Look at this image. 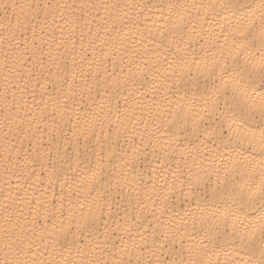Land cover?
<instances>
[{
    "label": "snow or ice",
    "instance_id": "obj_1",
    "mask_svg": "<svg viewBox=\"0 0 264 264\" xmlns=\"http://www.w3.org/2000/svg\"><path fill=\"white\" fill-rule=\"evenodd\" d=\"M0 264H264V0H0Z\"/></svg>",
    "mask_w": 264,
    "mask_h": 264
}]
</instances>
